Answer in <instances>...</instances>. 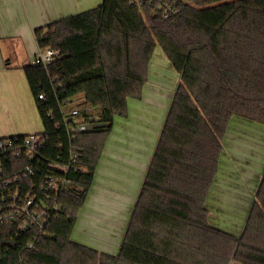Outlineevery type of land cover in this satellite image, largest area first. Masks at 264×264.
I'll return each instance as SVG.
<instances>
[{"label":"trees","instance_id":"16d2710c","mask_svg":"<svg viewBox=\"0 0 264 264\" xmlns=\"http://www.w3.org/2000/svg\"><path fill=\"white\" fill-rule=\"evenodd\" d=\"M180 5L165 16L148 0L145 14L132 0H102L35 29L40 49L58 51L47 66H24L45 143L35 159L15 163L20 181L0 191V264H264V172L240 235L213 225L208 205L232 120L264 125V0ZM157 45L181 82L111 254L72 234L115 118L142 96ZM77 95L98 109V125L72 135L62 105ZM24 165L39 168L24 178Z\"/></svg>","mask_w":264,"mask_h":264},{"label":"crops","instance_id":"0c3cea01","mask_svg":"<svg viewBox=\"0 0 264 264\" xmlns=\"http://www.w3.org/2000/svg\"><path fill=\"white\" fill-rule=\"evenodd\" d=\"M101 2L102 0H0V137L41 132L35 130L41 126L44 128L24 70L25 65L34 63L36 54L41 50L35 29L85 11L84 8L88 10L87 8ZM180 82V73L163 48L157 45L150 61L149 77L144 84L142 96L128 98V115L115 119L106 140L94 183L72 234L74 240L111 254L119 252L169 106ZM249 129L259 134L263 128L249 126L242 121L238 123L234 118L223 139L225 148L230 139V143L236 146V140L232 138L238 139L239 133ZM252 152L258 158L261 157V166L253 180L255 187L251 186L254 188L250 203L254 201V192L257 191L264 172L263 145ZM224 157L223 152L217 180L208 198L209 220L218 227L221 222L217 221L220 220L215 215L217 213H213L217 212L214 202L219 200L228 203L223 192L224 182L230 171L228 165L232 161L231 158L229 161ZM244 167L247 171L251 169L250 165L245 164ZM241 173L243 175V171ZM251 206L242 215L244 224ZM217 207L225 209L229 206L225 204ZM227 228V231L236 235H240L242 231L235 232L231 226Z\"/></svg>","mask_w":264,"mask_h":264},{"label":"rangeland","instance_id":"374dc122","mask_svg":"<svg viewBox=\"0 0 264 264\" xmlns=\"http://www.w3.org/2000/svg\"><path fill=\"white\" fill-rule=\"evenodd\" d=\"M97 5L94 4L90 8L96 7ZM84 9L86 10V8ZM86 106H91V105L85 100L84 96L77 95L72 99H70L68 102L64 103L62 105V108L64 111L69 112L74 109L81 110ZM94 111L96 112L95 115H98V109L94 108ZM120 117L121 116H116L115 119L119 120L118 118ZM235 121H237L238 123L241 121L244 123L246 122L249 126H255L264 129L263 124L249 121L239 116L235 117ZM235 127L237 128V126ZM43 129L44 128L41 126L35 131L38 130L43 131ZM263 129H261L260 131L261 133L259 134L250 129L246 132L239 133L238 139L237 137L232 138L234 139V141L236 140V146L230 143L232 142L231 139L230 141L226 142L227 145L226 148H225V144L223 143L225 149L224 158H226V160L229 159V161L230 158L232 159V161H230V164L228 165L230 170L228 173V177L224 182L225 192H223V190L220 191V193L223 192V197L224 199H227L228 203H226L225 201H224L225 203L219 202V200L215 201L214 205L216 206V208L214 207V209L217 212H213V211L212 212L214 214L217 213L215 214L217 218L220 217V220H217L221 222L220 224L218 223L220 225L219 227L221 228L224 227L225 230L228 229L227 227L231 226V229L233 231L239 232L242 229L241 227H243L244 225V217L242 215L246 212V208L251 206V204H253L256 199V191H255L254 192L255 198L253 203L252 202L250 203L249 201L250 197L252 196L251 191L255 187V183L253 180H255V175L257 171H259L258 168L261 166L259 161L261 157L258 158V155L252 151H256L260 145H263L264 148ZM233 133H235V131ZM229 136H231V133ZM244 136L246 137L245 139L240 138ZM245 153H248V155H245ZM245 164L251 166L250 167L251 169L249 171L245 169L244 167ZM242 171H243V175L241 173ZM251 186L254 187L252 188ZM225 204L228 205L229 207H226L224 209L223 206H225ZM218 205L222 206L223 208L217 207ZM240 221H242V223H240Z\"/></svg>","mask_w":264,"mask_h":264},{"label":"built area","instance_id":"2783aa9c","mask_svg":"<svg viewBox=\"0 0 264 264\" xmlns=\"http://www.w3.org/2000/svg\"><path fill=\"white\" fill-rule=\"evenodd\" d=\"M132 2L138 4L143 14H145L142 7L145 0H132ZM148 2H150V4L153 6L162 7L164 9L163 12L165 16H168L171 11H177L182 6L180 5L175 9V0H148ZM57 54L58 51L54 50L53 48H46L43 50L41 49L34 58V64H42L47 66ZM39 97L44 99V94H40ZM62 111L66 129L72 135L79 132L92 130L98 125L95 122V120L98 118V115H95L96 112L92 106H86L81 110L74 109L69 112L64 111L62 108ZM44 143L45 140L42 131L27 133V135H25V137L22 139L18 136L0 138V191H3L9 187L14 181H20L19 173L12 174L14 170H20L16 169L18 165L16 166L15 163H17V161L22 158H26L27 161L29 159H35ZM76 157L77 153L75 151V153L72 155L71 161L74 162ZM56 167L67 171L70 168V165L57 164ZM38 168L39 165L36 166V169H33V167L30 165H24L21 169V171L25 170V176L23 177L26 178L29 174H33L36 170L38 171ZM51 186H53L54 189L56 188L55 183H51ZM42 188H45V186H42ZM17 194L18 193L16 192L14 196ZM3 200H5V198H3ZM32 203H34L33 198L27 199L26 205ZM21 208L27 211L26 206H22ZM10 216L12 217L13 215Z\"/></svg>","mask_w":264,"mask_h":264}]
</instances>
